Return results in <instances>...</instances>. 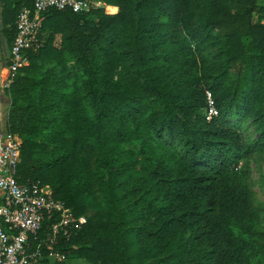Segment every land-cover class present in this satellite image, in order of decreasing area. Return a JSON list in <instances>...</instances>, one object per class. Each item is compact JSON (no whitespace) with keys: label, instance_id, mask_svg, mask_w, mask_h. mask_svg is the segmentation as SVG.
Returning <instances> with one entry per match:
<instances>
[{"label":"trees","instance_id":"trees-1","mask_svg":"<svg viewBox=\"0 0 264 264\" xmlns=\"http://www.w3.org/2000/svg\"><path fill=\"white\" fill-rule=\"evenodd\" d=\"M99 1L117 12L46 9L4 88L16 179L87 219L52 264H264V2ZM24 6L0 0L7 51Z\"/></svg>","mask_w":264,"mask_h":264},{"label":"built area","instance_id":"built-area-1","mask_svg":"<svg viewBox=\"0 0 264 264\" xmlns=\"http://www.w3.org/2000/svg\"><path fill=\"white\" fill-rule=\"evenodd\" d=\"M27 1L31 7H22L15 19L4 88L9 86L17 69L27 63L25 51L39 46L37 36L46 9L80 13L100 7L99 0ZM205 94L206 115L211 118L218 111L210 91ZM19 145L16 133L0 127V264H38L44 259H63L62 254L51 250V245L59 238L69 239L87 219L54 198L49 188L38 180L19 182L16 179Z\"/></svg>","mask_w":264,"mask_h":264},{"label":"rangeland","instance_id":"rangeland-1","mask_svg":"<svg viewBox=\"0 0 264 264\" xmlns=\"http://www.w3.org/2000/svg\"><path fill=\"white\" fill-rule=\"evenodd\" d=\"M102 2V1H101ZM258 4H262L264 0H257ZM8 51L3 39L0 37V127L5 128V120L7 117V111L10 104V99L4 91V78L7 74L5 70V65L7 62ZM248 124V123H246ZM244 134V132H243ZM247 134L251 137H256V133L252 128L248 129ZM263 155L252 154L247 160V167L249 170V181L252 190V200L253 203L261 208L263 211L261 213L264 218V178L262 174L264 172V159ZM62 259H52L48 260L50 264L54 261H61ZM67 264H88L84 260L78 259L74 261H68Z\"/></svg>","mask_w":264,"mask_h":264},{"label":"crops","instance_id":"crops-1","mask_svg":"<svg viewBox=\"0 0 264 264\" xmlns=\"http://www.w3.org/2000/svg\"><path fill=\"white\" fill-rule=\"evenodd\" d=\"M100 7H103L104 8V11L106 13H110V14L111 13H115L118 10V7L117 6H115V5H106L103 2H101V1H100ZM107 8H112V9L108 10ZM5 70H7V68H5Z\"/></svg>","mask_w":264,"mask_h":264}]
</instances>
